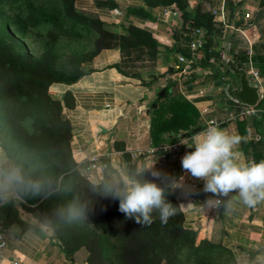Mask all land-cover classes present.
<instances>
[{
  "label": "trees",
  "instance_id": "16d2710c",
  "mask_svg": "<svg viewBox=\"0 0 264 264\" xmlns=\"http://www.w3.org/2000/svg\"><path fill=\"white\" fill-rule=\"evenodd\" d=\"M137 1L138 4L122 8L114 0H96L94 5L116 13L122 10L123 15L140 19L149 18V11L154 8H169L179 16V38L173 33L175 45L171 49L161 46L150 32L131 23L116 31L96 14L78 12L75 0H58V9L46 0H0V149L26 176L51 181L52 185L50 192L18 195L1 204L0 224L7 229L22 226L34 230L19 219L16 207H20L52 232L54 243L68 262L74 253L82 250L86 253L85 264H209L207 259L220 257L224 251L206 240L195 242L196 232L184 221L172 194L168 199L176 206V214L162 226L154 213V222L148 227L126 218L118 210V201L93 193L95 184L85 178L82 168L77 169L73 161L70 124L61 115L63 108L73 107L72 95L65 91L57 98L48 91L52 84L75 82L83 74L82 64L101 50L116 49L119 60L110 68L131 79L139 77L136 68L155 67L163 55L166 58L167 54L178 52L188 59L189 35L195 29L202 32L203 38L200 66L209 70L207 77L223 80L215 67H221L224 60L216 50L215 41L222 25L216 24L210 13L197 5L189 15L185 0ZM30 37L44 40L46 51L42 56L34 58L30 54L24 42ZM89 37L95 38L94 49L85 59L79 54L56 52L60 38L80 41ZM234 48L233 44L227 46L229 56L245 67L250 62L259 73H264V54L256 49L250 55L241 51L235 54ZM210 60L213 62L209 63ZM168 89L162 88L159 91L163 92L162 97H156L154 103L164 98ZM226 102L239 107L227 99ZM172 107H168L169 118L158 119L154 124L156 133L177 132L191 126L192 119L176 114ZM160 110L157 107L155 113L159 114ZM193 130L189 129L185 136H190ZM177 139L176 136L171 142ZM121 158L124 166L135 168L126 154ZM106 172L99 182L106 179ZM76 199L93 204L91 220L95 227L87 224L68 227L59 221L57 209Z\"/></svg>",
  "mask_w": 264,
  "mask_h": 264
},
{
  "label": "crops",
  "instance_id": "0c3cea01",
  "mask_svg": "<svg viewBox=\"0 0 264 264\" xmlns=\"http://www.w3.org/2000/svg\"><path fill=\"white\" fill-rule=\"evenodd\" d=\"M78 7L94 12L102 22L111 25L116 31L131 23L150 32L161 46L171 49L175 45L173 33H165L169 29L156 8L149 11V18L122 15L118 25H115L108 10H100L91 5ZM225 29H228L224 31L229 35L228 39L219 46L220 52H224L221 53L224 60H234L227 54V46L231 44L235 47V54L239 48L248 50V55L254 49L264 54L253 42L243 41L235 27ZM222 38L224 36L220 35L216 40ZM118 60L116 49L101 50L82 65L83 74L75 82L70 85L52 84L48 89L57 98L65 91L72 95L73 107L63 108L61 115L70 124V144L76 168H81L82 163L93 155L108 157L110 168H117L123 164L122 154L129 157L135 168L142 165L146 167L130 158L131 153L173 143L171 141L177 136L182 139L177 155L159 159L155 167L177 178L183 176L185 185L195 189L187 197L180 190L172 196L184 221L195 230L196 242L206 240L224 251L219 264H235L234 250L254 252L256 248H264V202L254 208L234 202L231 207L208 209L204 202L211 194H205L202 191L203 182L186 174L180 164L181 157L192 150L184 145V141H190L191 136L198 132V127H201V131L210 122L229 133L238 134L241 137L238 151L246 159L259 162L264 159V115L257 119L232 118L237 107L229 105L223 97L224 79L207 77L210 72L200 66L197 54H190L188 59L178 52L167 54L166 58L163 55L157 66L140 70L137 79L123 77L110 68ZM215 67L219 72L224 70L218 65ZM242 67L248 72L244 65ZM257 73L260 98L255 106L264 109V73ZM165 86L169 88L167 94L154 103L158 92ZM167 106H173L171 110L176 114L191 118V126L177 132L156 133L154 124L170 116V108ZM157 107L162 110L159 114L155 113ZM189 129L194 130L190 136H185ZM104 176L107 177L106 174ZM102 177L103 174H89L88 180L96 184ZM16 210L21 222L33 226L34 230L23 229L22 226L8 228L18 230L15 239L8 243L6 257L9 264H62L65 258L54 243L52 232L32 217H25L18 208ZM25 233L29 237L26 238Z\"/></svg>",
  "mask_w": 264,
  "mask_h": 264
},
{
  "label": "clouds",
  "instance_id": "9594fccd",
  "mask_svg": "<svg viewBox=\"0 0 264 264\" xmlns=\"http://www.w3.org/2000/svg\"><path fill=\"white\" fill-rule=\"evenodd\" d=\"M240 141L238 134L229 133L215 123H209L194 133L190 141H184L192 150L181 157V168L193 179L202 181V191L211 194L204 202L208 209L231 207L234 202L254 208L264 202V159L259 162L246 159L238 151ZM156 161L146 167L117 166L107 179L93 185V193L118 201V210L137 224L150 227L156 213L161 225H166L177 211L169 195L180 190L187 197L195 189L185 185L183 176L177 178L157 169ZM51 187V181L26 176L21 167L9 163L0 150V204H7L18 195L50 192ZM93 211V204L76 199L57 209L56 216L68 227L87 224L91 228L95 227L91 220ZM17 232L10 229L7 240L0 234V247L15 239ZM25 237L29 234L25 233ZM234 262L264 264V248H256L254 252L234 250Z\"/></svg>",
  "mask_w": 264,
  "mask_h": 264
},
{
  "label": "rangeland",
  "instance_id": "374dc122",
  "mask_svg": "<svg viewBox=\"0 0 264 264\" xmlns=\"http://www.w3.org/2000/svg\"><path fill=\"white\" fill-rule=\"evenodd\" d=\"M52 2L53 7L55 9H58L57 1L58 0H46V2ZM96 0H75V7L78 10V12L91 15L95 14L94 12H91L89 10H82L78 7V5L84 6V5H91L92 7H95L94 3ZM121 8L122 7H129L133 4H138L137 0H114ZM185 10L189 13V15H192L194 12L196 6L198 5L202 10L208 13L217 12L221 14V23L222 28L220 29L222 33L220 35H223L224 38L222 40L216 41V50H219L221 44L223 42H226L228 39V34L224 33V31H228V29H225V27H235L237 34L240 35L243 41H250L253 42L257 47L260 48V50L264 51V0H185ZM161 8L158 9V14L161 12ZM169 9V8H167ZM123 11L121 10L120 13L113 12L111 10H108L109 15L113 17L114 20L113 23H116L115 25H118L120 22V19L123 15ZM245 14L248 16L245 17ZM163 22L167 24L168 31L165 30V33H169L170 31L175 34V38H179L178 35V27H179V16L177 13H172V15H168L166 17L161 16ZM215 21V20H214ZM217 24L218 21H215ZM225 26V27H224ZM164 29H162L163 31ZM239 30V31H238ZM240 31L242 33H240ZM245 37V38H244ZM94 37L84 38L82 40H68L65 38H60L56 42L55 49L56 52L62 55L65 54H79L82 56V59H85L93 49H94ZM246 39V40H245ZM233 40V39H232ZM26 43V46L28 47V50L30 54L34 58H38L42 56V54L46 51L45 43L42 38L38 37H30L26 38L24 40ZM239 46L242 47V45L239 43ZM247 45V42H246ZM237 47V46H236ZM241 52H248V50L245 51V49L239 48L238 49ZM220 51V50H219ZM222 54L224 52H221ZM198 59H203V54L201 49L196 53ZM225 58H227V55H224ZM140 62H137L136 64H139ZM85 64V63H83ZM82 64V65H83ZM219 67V66H218ZM180 69V68H179ZM142 70L136 68L134 71L139 73V71ZM178 71V70H177ZM237 82L236 77L233 76H227L224 79V83H229L230 86L235 84ZM220 96V95H218ZM121 166H124L123 164ZM116 168H111L110 171L108 170L105 174L107 175L106 179L109 177L110 173H113ZM85 178L89 175H84ZM88 180V179H87ZM89 181V180H88ZM90 182V181H89ZM92 183V182H91ZM18 208L22 214H24L25 217H31L29 213L22 210L20 207ZM196 242V240H195ZM86 253L82 250L77 251L74 253V256H72V260L70 262L65 259V261L62 262V264H85ZM223 255H220V257L213 256L207 259V263L209 264H219L220 258ZM60 264V263H56ZM203 264H206L205 262Z\"/></svg>",
  "mask_w": 264,
  "mask_h": 264
},
{
  "label": "built area",
  "instance_id": "2783aa9c",
  "mask_svg": "<svg viewBox=\"0 0 264 264\" xmlns=\"http://www.w3.org/2000/svg\"><path fill=\"white\" fill-rule=\"evenodd\" d=\"M161 16L166 17L168 15H172V11L167 8H161ZM175 13V12H174ZM211 15L213 16L215 21H218V23L221 21V14L217 12H212ZM248 15L245 14V17ZM221 24V23H219ZM190 41L188 44V49L191 55H196V53L202 48L203 45V38H202V32L199 29L193 30L190 35ZM221 59H223V55H220ZM213 61L210 60L209 63H212ZM246 68L248 72H246L247 77L252 83H255L258 85V73L253 67L250 65V62H248ZM264 115V109L257 108L256 106L253 107H242L239 106L237 108V111L231 116L232 118H260ZM212 123V122H210ZM182 144V139L178 137V139L169 144L164 145H158L154 147H148L145 150L141 151H134L131 153L130 158L139 161L143 163L144 165H150L151 163H155L156 159L157 161L159 159H163L166 157H173L177 155L179 152V149ZM111 165L109 158L106 157H100L97 155L90 156L82 163V170L86 175L89 174H98L101 175L104 173V171L109 170V166ZM88 179V176L87 178ZM9 230L5 227H3L0 224V234H3L5 236V239L8 238ZM8 243L9 240L4 247H0V264H9V261L6 257L7 249H8Z\"/></svg>",
  "mask_w": 264,
  "mask_h": 264
},
{
  "label": "water",
  "instance_id": "95a60500",
  "mask_svg": "<svg viewBox=\"0 0 264 264\" xmlns=\"http://www.w3.org/2000/svg\"><path fill=\"white\" fill-rule=\"evenodd\" d=\"M221 67L224 68L219 73L222 79L227 76H233L237 79V82L232 86L229 83H224L222 88L224 97L238 106H255L260 98L259 87L249 80L242 65L235 60H222ZM162 95L163 92L161 91L157 94V97L161 98Z\"/></svg>",
  "mask_w": 264,
  "mask_h": 264
}]
</instances>
